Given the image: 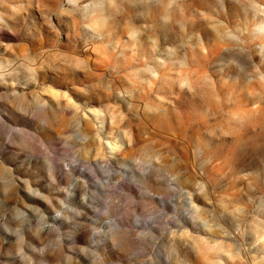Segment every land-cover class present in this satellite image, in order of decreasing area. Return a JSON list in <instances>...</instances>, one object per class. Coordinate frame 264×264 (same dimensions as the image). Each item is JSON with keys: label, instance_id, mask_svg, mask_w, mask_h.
<instances>
[{"label": "rangeland", "instance_id": "1", "mask_svg": "<svg viewBox=\"0 0 264 264\" xmlns=\"http://www.w3.org/2000/svg\"><path fill=\"white\" fill-rule=\"evenodd\" d=\"M0 264H264V0H0Z\"/></svg>", "mask_w": 264, "mask_h": 264}, {"label": "snow or ice", "instance_id": "2", "mask_svg": "<svg viewBox=\"0 0 264 264\" xmlns=\"http://www.w3.org/2000/svg\"><path fill=\"white\" fill-rule=\"evenodd\" d=\"M76 214H78V213H76Z\"/></svg>", "mask_w": 264, "mask_h": 264}]
</instances>
